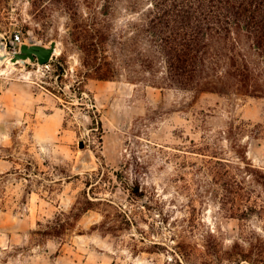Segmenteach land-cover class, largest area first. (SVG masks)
<instances>
[{"label": "rangeland", "instance_id": "374dc122", "mask_svg": "<svg viewBox=\"0 0 264 264\" xmlns=\"http://www.w3.org/2000/svg\"><path fill=\"white\" fill-rule=\"evenodd\" d=\"M79 3L113 80L84 75L64 0H0V44L57 41L45 65L0 64V264H264V56L231 32L211 41L216 90L181 88L149 0Z\"/></svg>", "mask_w": 264, "mask_h": 264}, {"label": "trees", "instance_id": "16d2710c", "mask_svg": "<svg viewBox=\"0 0 264 264\" xmlns=\"http://www.w3.org/2000/svg\"><path fill=\"white\" fill-rule=\"evenodd\" d=\"M114 1L103 0L100 13L107 14ZM148 4L145 30L166 62L168 79L181 88L216 90L223 75L215 73L211 41L228 38L231 32L244 33L264 56V0H149ZM63 7L70 19L69 39L82 52L86 78L115 79L117 67L105 49L109 37L97 12L84 14L79 0H64ZM243 69V80H250L249 66L244 64ZM252 171L264 187V172L255 167ZM47 232L59 235L60 230Z\"/></svg>", "mask_w": 264, "mask_h": 264}, {"label": "water", "instance_id": "95a60500", "mask_svg": "<svg viewBox=\"0 0 264 264\" xmlns=\"http://www.w3.org/2000/svg\"><path fill=\"white\" fill-rule=\"evenodd\" d=\"M57 41L55 39L51 40L48 44H42L34 39H29L28 41H23L20 43L18 50L10 51L6 44L1 43L0 48L4 52V57L9 56L11 61L25 62L29 60L38 65H45L51 59L56 56ZM80 147H83V142H79Z\"/></svg>", "mask_w": 264, "mask_h": 264}, {"label": "built area", "instance_id": "2783aa9c", "mask_svg": "<svg viewBox=\"0 0 264 264\" xmlns=\"http://www.w3.org/2000/svg\"><path fill=\"white\" fill-rule=\"evenodd\" d=\"M23 41L24 39L22 33L20 30L17 29L11 32L8 39L5 38L1 41V43L6 44L10 51H15L18 50L20 43Z\"/></svg>", "mask_w": 264, "mask_h": 264}, {"label": "bare ground", "instance_id": "6f19581e", "mask_svg": "<svg viewBox=\"0 0 264 264\" xmlns=\"http://www.w3.org/2000/svg\"><path fill=\"white\" fill-rule=\"evenodd\" d=\"M57 51V50H56ZM13 61H11L10 57H4V52L3 50L0 48V64L1 63H9L12 64Z\"/></svg>", "mask_w": 264, "mask_h": 264}]
</instances>
